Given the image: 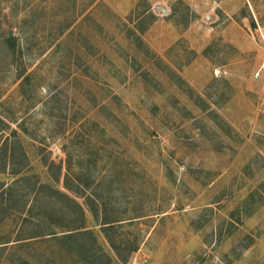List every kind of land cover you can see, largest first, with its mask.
Segmentation results:
<instances>
[{
	"label": "rangeland",
	"instance_id": "374dc122",
	"mask_svg": "<svg viewBox=\"0 0 264 264\" xmlns=\"http://www.w3.org/2000/svg\"><path fill=\"white\" fill-rule=\"evenodd\" d=\"M263 61L264 0H0V264H264Z\"/></svg>",
	"mask_w": 264,
	"mask_h": 264
},
{
	"label": "trees",
	"instance_id": "16d2710c",
	"mask_svg": "<svg viewBox=\"0 0 264 264\" xmlns=\"http://www.w3.org/2000/svg\"><path fill=\"white\" fill-rule=\"evenodd\" d=\"M9 149H10V147H8V150ZM5 150H7V146L5 147ZM13 158H14L13 154L12 155H10V154L8 155L7 153H5V156L3 158V162H5L4 163L5 166H9L11 168V171H10L11 176H19L20 177V179L14 180L12 183L13 184H21V185H23V182L24 183L30 182L31 181V179H29L30 171L27 169V166H26L27 164H25L23 166L20 165V164H17V163L14 162ZM59 180H60V176H59V178H50V179L46 178L44 183L40 182V181H36L35 184L33 185V187H31L29 185L28 186H29V188L31 189V191L35 195H37V193H39V190H41V189H47L49 191L48 194H44L45 195V200H46V203L48 205H51V207H53V209H57V210L53 211L54 213L58 212V213L64 215L66 213V210H68L71 207H73V209L78 210L79 215L82 217L83 216L82 206L77 201V199H74V198L68 196V194L66 192H63V191L57 189L56 184L59 183ZM65 181H66V184L64 185L65 190H67L70 193H72V195H76V197L77 196L81 197V195H83L82 194L83 192H82V190H80L79 186H77V188H71V186H69V183L73 184V177H71V176L69 177L68 176V177H66ZM74 182H76L77 185H78V181L77 180H75ZM91 185H92V182H91ZM9 190H12V189L10 188ZM12 192H13V190L10 193L8 192V194H11ZM98 198L100 199V200H98V202L92 201V204L94 206L99 207V208L101 206L102 209H103V207L105 209V207L108 208L110 206H114L111 202H109L110 200L108 202H105V201L101 200L100 197H98ZM34 200H35V198H34ZM37 201H40V200L36 198V202ZM62 205H69L70 208H68V209L65 208V207L56 208V207L62 206ZM46 206L47 205L45 204L44 207H46ZM51 207H49V208H51ZM61 217L64 218V216H61ZM110 220H108L107 217L104 216V222L102 224L103 225H107V227H113L112 226L113 224L120 222V220H116V218L110 219ZM37 221H40V219H38ZM60 221H61V219H60V217H58V218H56L55 223L59 224ZM79 223L80 222L78 220L73 222V225H75V226H73L74 229H72V230H66L67 229V226H66V229L64 231V233H66V234H64L66 236V238L68 236L69 237H73V236L81 235L82 226L79 225ZM48 235L49 236H53V235H56V234L53 233V234H48ZM135 250H136V247L131 249L130 252H133Z\"/></svg>",
	"mask_w": 264,
	"mask_h": 264
},
{
	"label": "built area",
	"instance_id": "2783aa9c",
	"mask_svg": "<svg viewBox=\"0 0 264 264\" xmlns=\"http://www.w3.org/2000/svg\"><path fill=\"white\" fill-rule=\"evenodd\" d=\"M263 75H264V61L261 63L259 70L255 72L254 78L259 79Z\"/></svg>",
	"mask_w": 264,
	"mask_h": 264
}]
</instances>
